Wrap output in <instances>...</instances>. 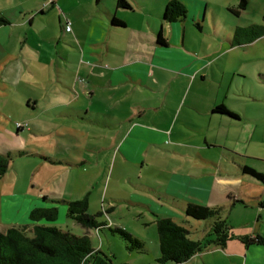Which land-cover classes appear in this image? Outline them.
<instances>
[{"label": "rangeland", "instance_id": "obj_1", "mask_svg": "<svg viewBox=\"0 0 264 264\" xmlns=\"http://www.w3.org/2000/svg\"><path fill=\"white\" fill-rule=\"evenodd\" d=\"M207 1L215 4L211 9L213 13L209 11V28L199 32L191 26L187 29L185 37L189 49L196 51L198 55L207 53L210 64L206 66L207 80L202 85L197 79L192 81L182 76L173 86H167L163 96L160 92L151 96L165 97L167 100L164 109L160 108L161 113L157 120L166 132L171 131V139L166 144L161 142L159 146L146 147L148 150L143 152L141 164L133 163L108 149H100L98 153L93 151L92 147L104 145V140L109 137L108 130L79 124L78 121L63 122L52 112L41 113L43 110H38L33 115L24 114V103L21 104L19 100L21 93L9 94L6 98L5 95L0 96V112L10 113L9 120L0 116V153L10 151L11 154L8 169L0 177L1 232L10 227L26 226L30 235V211L36 206H56L57 219L53 223H40L55 225L74 234L83 233L84 228L67 218V207L63 202L74 193L76 171L63 165L45 162L40 155H48L54 160L59 154H65L72 160L86 159L91 163L97 160L95 165L100 168V172L95 174L86 189L89 212H100L101 221L123 227L145 243L142 252L130 251L126 241L119 234L108 229H91L92 245L96 250H100L96 256L104 264H158L156 217L150 212V208L144 206L147 200L142 199L143 196L155 195L145 192L136 185L137 182L147 186L148 183L152 184L151 187L158 188L157 185H161L171 189L179 177H186L190 183L200 180L198 184H203L202 192L190 190L185 185H177V190L172 191H180L184 196L208 205L223 201L217 195L210 196L211 182L220 174L219 170L233 173L240 179L237 188L242 194H248L255 189L264 190L262 181L241 172V168L245 166L264 175V35L251 43L230 47L228 42L216 37L211 20L213 14L219 19L217 25L222 24L221 28L226 27L229 18L239 25L260 24L264 21V0H247L244 9L239 8V0ZM227 8L238 11L239 16L231 14ZM56 23V15L45 14L42 18L34 20V28L30 29L28 25L24 28L25 32L28 30L30 42L33 41V47L36 49L30 56L33 72L26 79L31 82L30 89L39 97L42 106L45 105L46 95L51 96L52 90L67 84L70 88L78 90L80 81H83L72 78L77 68L84 67L80 63V42L72 38V33H61L59 42L44 39H50L51 29L53 34L60 36ZM35 27L41 31L37 32ZM37 36L41 39H37ZM36 44L40 48H37ZM15 46L18 48L20 43ZM48 48L50 51L46 50ZM27 51L30 49L25 50L26 53ZM201 71L205 72V69ZM164 85V81L158 78L157 86ZM143 98H149V94H130V105L139 104ZM214 99L222 102L229 112L237 116L233 118L220 113L225 122H229L218 128L202 131L206 126V119L189 111L187 104L197 103L202 106ZM73 104L77 105V102ZM153 104L158 105V100L149 103L151 108H154ZM129 110L138 111L133 108ZM148 111L150 115L157 114L154 109ZM183 119L189 122V126L199 127L201 131L185 126ZM147 122L152 124L153 120L149 119ZM19 125L23 129L17 130L16 126ZM216 134L218 141L213 146L234 153L230 154L233 156L232 162L230 159L228 161V151L223 152L219 148L200 151L202 139L207 137L210 140ZM85 147H91L89 149L92 150L85 151ZM21 150L26 153L20 155L18 151ZM205 159H209L208 165L203 163ZM236 165H239V169ZM233 191L232 194L236 193ZM254 201L253 199L252 203ZM167 207L177 213L169 216L186 227L190 238L202 240L212 237L209 235L210 219L194 220L178 209ZM258 209V206L239 202L222 211L221 215L231 233L250 236L253 234L254 225L260 223L256 217ZM85 230L88 234V230ZM167 264H264V245L245 248L237 240H231L225 248L211 247L193 255L187 261Z\"/></svg>", "mask_w": 264, "mask_h": 264}, {"label": "crops", "instance_id": "obj_2", "mask_svg": "<svg viewBox=\"0 0 264 264\" xmlns=\"http://www.w3.org/2000/svg\"><path fill=\"white\" fill-rule=\"evenodd\" d=\"M125 1L129 7H118L117 0H110L109 3L107 0H0V96L5 95L6 98L9 94L21 93L19 100H21V104L24 103V114L33 115L34 112L43 110L41 113L52 112L63 122L78 121L79 124H89L108 130L109 137L104 140V145L92 147L93 151L98 153L100 149H108L133 163L141 164L142 154L148 150L146 147L159 146L161 142L166 144L171 139V131L166 132L157 120L160 117L161 109L166 106L167 100L165 97L153 98L151 96L157 92L163 96L165 90L171 87V84L173 86L176 81H180L178 78L182 76L192 81L197 79L202 85L207 80L206 66L210 65L207 53L198 55L196 51L189 49L186 46L185 37L187 29L191 26L198 29L199 32L204 31V28H209L207 26L210 20L208 19L209 11L213 13L211 9L215 4H211L207 0H179L185 5L187 13L182 19L169 22L162 18L164 8L169 0ZM228 11L236 17L239 16V13H234L233 9H228ZM45 14L46 16H57L56 25L60 36H57L56 33L53 34L54 31L51 29L50 39L47 37L44 39L59 42L61 33L71 32L72 38L80 42L78 47L79 53L82 55L80 63L84 67L77 68L72 74V78L83 80L80 81V89L75 90L68 84L63 85L62 88L52 90L51 96L46 95L45 105L42 106L39 97L30 89L31 82L26 79L33 72L30 56L36 49L33 47V41L30 42L28 30L25 32L24 28L26 25L30 29L34 28V20L42 18ZM113 18L121 21L122 24L113 23ZM211 20L216 37L228 42L230 47H233L231 40L235 28L247 26L239 25L229 18L226 21V27L221 28L222 24L217 25L219 19L213 14H211ZM67 23L70 25L69 31L65 30ZM260 24L264 26V21ZM35 29L37 32L41 31L40 28L35 27ZM158 32H161L165 44L157 43ZM37 39L41 38L37 36ZM18 42L20 46L17 48L15 45ZM35 46L40 48L37 44ZM26 49H30L31 52L27 51L26 53ZM46 50L50 51L49 48ZM47 55L50 57L49 54ZM204 69L205 72L201 71ZM58 77L61 76L58 75ZM158 78L164 81L163 87L157 86ZM136 93H147L149 98H143L139 104L130 105V94L135 95ZM155 100H158L159 104H153L154 108H151L149 103ZM74 102H77V105L73 104ZM220 104L223 105L222 102L214 99L202 106L197 103H188L187 107L189 111L206 119V126L202 128V131H206L229 122H225L219 112L213 111V108ZM129 108L138 111L132 112ZM148 109H154L157 114L150 115ZM9 114L0 112V116L6 120H9ZM149 119L153 120L152 124L147 122ZM182 122L185 126H189V122L184 119ZM16 127L17 130L23 129L20 125ZM189 127L196 128L194 125ZM196 129L201 131L199 127ZM202 141L201 152L210 148L228 151L219 146H213L218 141V134L210 140L204 137ZM87 148L85 147V151L92 150L89 149L91 147ZM186 148L192 147L186 146ZM230 154L234 153L227 154L228 161L230 159L232 162L233 156ZM40 156L45 162L63 165L67 169L76 171V187L73 196L63 200L65 204L68 200L83 197L95 174L100 172V168L95 165L97 160L92 163L86 159L72 160L65 154H59L56 160L48 155ZM45 157L47 159H44ZM203 163L208 165L210 161L205 159ZM236 166L239 169V165ZM243 167L241 172L248 174L243 171ZM219 173L211 182L210 196L217 195L223 201L214 205H205L220 207L221 212L239 202L258 206V216L256 217L260 223L254 225L253 234L250 236L264 237V215L262 216L264 190L255 189L248 194H242L237 188L240 182L237 176L223 170H219ZM258 181H262L264 184V177L263 180ZM199 182L200 180L190 183L186 177L184 179L179 177L171 189L157 185L158 188L161 186L158 189L156 186L151 187L152 184L149 183L148 186L138 182L136 185L145 192L155 195L154 198L143 196L142 199L147 200L144 206L150 208V212L156 218L169 217L174 220L169 214L174 215L175 212L167 206L178 209L184 214L188 202L204 203L191 197L188 198L180 191L172 190H177V185H185L190 190L199 191L203 187V184H198ZM233 190L236 193L232 194ZM42 198L45 200L44 197ZM253 199L254 203H252ZM85 231L84 229L83 233ZM88 235L91 239V229H88ZM229 241L222 248H225ZM259 245L261 244L253 246ZM244 247L249 246L244 245Z\"/></svg>", "mask_w": 264, "mask_h": 264}, {"label": "trees", "instance_id": "obj_3", "mask_svg": "<svg viewBox=\"0 0 264 264\" xmlns=\"http://www.w3.org/2000/svg\"><path fill=\"white\" fill-rule=\"evenodd\" d=\"M247 0L239 1V8L244 9ZM118 7H129L125 0H117ZM234 13L238 11L234 10ZM187 13L185 5L179 0H169L164 8L162 18L165 21H177L185 17ZM113 23L121 25L116 18ZM264 34V26L250 24L244 27H236L233 32L231 45L238 46L252 42ZM157 43L165 44L161 34H157ZM213 111L236 117L232 112L220 104ZM20 155L25 151H18ZM11 159L10 152L0 153V177L3 176ZM44 159H47L46 157ZM243 171L263 180V174L251 168L243 167ZM66 216L79 224L84 229H105L117 233L126 241L130 251L142 252L145 243L140 238L128 232L123 227L108 225L99 219L101 213H90L87 193L74 200L66 201ZM184 214L194 220L210 219V233L212 237L202 240L192 239L188 236V230L169 217H157L155 220L158 237L159 256L158 264L181 263L187 261L193 255L201 253L211 247H224L227 241L236 239L246 247L255 244L264 245V237L260 235H235L231 233L226 220L221 215L220 207H210L205 204L188 202ZM56 206H37L29 213V224L32 234L27 233V227H10L5 232L0 231V264H104L96 254L99 249H94L90 236L87 233L74 234L69 230L55 225L40 223L45 221L53 223L57 219ZM131 264V263H123Z\"/></svg>", "mask_w": 264, "mask_h": 264}, {"label": "built area", "instance_id": "obj_4", "mask_svg": "<svg viewBox=\"0 0 264 264\" xmlns=\"http://www.w3.org/2000/svg\"><path fill=\"white\" fill-rule=\"evenodd\" d=\"M65 30H70V25H69V23H67V24L65 25Z\"/></svg>", "mask_w": 264, "mask_h": 264}]
</instances>
